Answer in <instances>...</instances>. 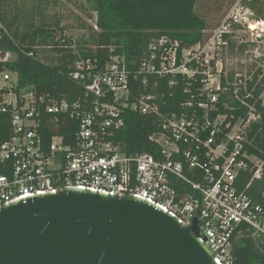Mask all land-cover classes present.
<instances>
[{
    "label": "built area",
    "instance_id": "2783aa9c",
    "mask_svg": "<svg viewBox=\"0 0 264 264\" xmlns=\"http://www.w3.org/2000/svg\"><path fill=\"white\" fill-rule=\"evenodd\" d=\"M263 1L235 0L202 44L161 36L135 69L76 62L69 78L84 96L72 102L20 85L0 21V210L72 189L138 199L182 227L197 222L213 263L234 264L244 237H264ZM163 80L181 86L174 110H163ZM127 113L154 119L152 153L116 141ZM67 123L70 143L54 133Z\"/></svg>",
    "mask_w": 264,
    "mask_h": 264
},
{
    "label": "water",
    "instance_id": "95a60500",
    "mask_svg": "<svg viewBox=\"0 0 264 264\" xmlns=\"http://www.w3.org/2000/svg\"><path fill=\"white\" fill-rule=\"evenodd\" d=\"M197 222L72 189L0 210V264H214Z\"/></svg>",
    "mask_w": 264,
    "mask_h": 264
},
{
    "label": "trees",
    "instance_id": "16d2710c",
    "mask_svg": "<svg viewBox=\"0 0 264 264\" xmlns=\"http://www.w3.org/2000/svg\"><path fill=\"white\" fill-rule=\"evenodd\" d=\"M15 1L0 0V21L15 42H1L11 57L7 68L18 76L22 87L68 102L84 96L82 88L69 78L76 62L97 60L98 66L103 68L111 57H119L129 68L135 69L148 54L150 43L161 36L172 37L189 47L204 43L210 30L207 19L197 11L199 0H84L89 10L96 13L99 30L90 39L94 49L75 52L65 47L67 42H56L52 49L55 58L48 59L37 46L45 45L46 41L39 38H51L53 30L36 28L29 35L18 32L19 11L7 8ZM213 2L219 4L218 0ZM181 90L180 85L169 89L165 80L160 83L158 93L164 95L163 110H174L182 100ZM125 117L126 125L118 132L116 141L126 153H152L155 145L148 138L157 130L154 119L134 113H127ZM72 125L67 123L54 133L64 136L70 143ZM233 258L234 264H264V237H244L235 247Z\"/></svg>",
    "mask_w": 264,
    "mask_h": 264
},
{
    "label": "rangeland",
    "instance_id": "374dc122",
    "mask_svg": "<svg viewBox=\"0 0 264 264\" xmlns=\"http://www.w3.org/2000/svg\"><path fill=\"white\" fill-rule=\"evenodd\" d=\"M213 1L215 0H199L197 6V11L207 19L210 29L219 23L233 3L232 0H218L219 4ZM260 7L264 8V1ZM7 8L19 11L17 29L20 33L29 35L36 28L53 30L52 39L40 37L39 40L46 41V44L37 46L40 53L48 59L55 58L52 49L56 42H67L65 47H70L75 52L94 49L90 39L91 35L99 30L96 25V13L89 10L84 0H17L10 2ZM7 8L4 6L3 9ZM216 59L230 58L221 53Z\"/></svg>",
    "mask_w": 264,
    "mask_h": 264
}]
</instances>
